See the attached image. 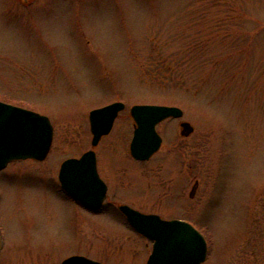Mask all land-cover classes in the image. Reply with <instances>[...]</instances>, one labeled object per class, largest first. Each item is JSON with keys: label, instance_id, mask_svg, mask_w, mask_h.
Masks as SVG:
<instances>
[{"label": "rangeland", "instance_id": "374dc122", "mask_svg": "<svg viewBox=\"0 0 264 264\" xmlns=\"http://www.w3.org/2000/svg\"><path fill=\"white\" fill-rule=\"evenodd\" d=\"M152 3L113 0L93 14L88 0H0V101L45 115L53 127L44 161L0 171V264H57L83 250L84 234L87 244H132L86 233L84 212L54 192L60 164L90 149L89 111L116 101L125 110L105 148L130 126L132 105L176 106L183 115L158 125L162 144L150 160L117 158L135 172L108 196L190 223L207 242L202 264H264V0ZM50 14L65 28L75 24L70 44L51 47L61 37L48 26ZM180 121L194 128L184 141ZM115 167L102 153L101 173L111 177ZM144 245L137 239L134 264L145 263L151 244Z\"/></svg>", "mask_w": 264, "mask_h": 264}, {"label": "water", "instance_id": "95a60500", "mask_svg": "<svg viewBox=\"0 0 264 264\" xmlns=\"http://www.w3.org/2000/svg\"><path fill=\"white\" fill-rule=\"evenodd\" d=\"M123 103L113 102L93 109L88 114L91 145L96 146L102 136L109 133ZM130 115L135 128L129 146L135 160H148L158 151L161 137L156 125L167 118H180L182 110L176 106L133 105ZM180 135L193 132L190 123L180 124ZM53 128L47 116L0 102V170L11 161H42L51 146ZM61 188L74 199L90 207H98L106 194V186L96 171L93 151L79 158L63 161L58 172ZM195 182L189 193L194 197ZM119 210L136 232L152 241V250L146 264H202L207 256V243L203 235L191 224L182 220H163L154 214H142L120 205ZM62 264H99L82 256H72Z\"/></svg>", "mask_w": 264, "mask_h": 264}, {"label": "flooded vegetation", "instance_id": "af4514ba", "mask_svg": "<svg viewBox=\"0 0 264 264\" xmlns=\"http://www.w3.org/2000/svg\"><path fill=\"white\" fill-rule=\"evenodd\" d=\"M15 1H18L20 4L27 6V3H29L33 0H27V1L15 0ZM124 110H125V104H124V108L120 112H118L116 118L114 119L109 133L105 136H102L96 146H93V147L91 146L92 136L90 133V136H91V138L89 140L90 149H87L83 152V153H85L87 151H93L94 152L97 174L106 186V194H105V197L103 198L102 202L100 203V205L98 207H90V206L85 205L84 203L74 199L73 197L69 196L61 188L60 182L58 181L59 169H58L57 174H56L57 187H56L54 192L57 195V197H59L60 200L65 202L67 205L71 204L74 207H77L78 209H80L84 212V214L86 216L85 220L87 221V224H85L86 233H87V231L90 230L96 234L101 233V232H107L108 234H112V235L114 234V235H117L118 237L124 236V239L130 240L132 242V244H128L125 242L119 243V244H111L110 242H107V241H105V242L96 241V242L87 244L86 241L84 242V240L86 239V236H85L86 234H84V235H81V238L84 237V240L79 239V243L81 246H83V250H79L78 248H76L77 251L70 253V255H67L65 257L59 258V261L57 262V264H62V262L64 260H66L72 256H82V257L91 259V260H93L99 264H118V261H117L118 256H124L126 258L125 264H134V262L137 260V258L139 256L138 255V248L136 249L137 239L138 240H141V239L144 240L145 241L144 247L146 246V248H147L148 244H151L150 241H148L145 237H143L142 235L137 233L129 225V223L127 222L126 216L119 210V206L120 205H127L131 209L136 210L138 212H141L143 214H154V215H158V214H156L152 211H144L141 208H139L133 201H128L127 199H123L120 195L118 196L116 194V195L108 196V192L110 191V189L112 190V188L114 187V185H116L118 183V181L122 182V180H126L129 177L128 174H133V172H135V169H131V168L129 169L127 167V165L117 162V158L121 159L120 157H122L124 160H127V161L131 162L132 164L134 163L135 165H138V163L146 162V161L150 160L160 150V148H159L156 153H154L148 160H145V161L135 160L131 156L129 145H130V142L132 140L135 124H134V121L130 115V108L128 110L129 118L131 120L130 126H129V122H127L128 128L126 126L121 128V130H119L118 133L116 135H114V139H113V136L111 138L109 137L110 138V140L108 142L109 146H108V148H105V146H106L105 140L107 139L108 136L113 135V131H114L115 126H116V121L120 118V114ZM179 119H181V117L180 118H167V119L161 121L160 123H158L156 125L155 129L158 127L159 124H161L164 121H167V120H171V121L173 120L174 121V120H179ZM181 122H183V121L178 122V125H177L178 129L177 130H178V136L180 137V141H182V140L184 141V140L188 139L193 134L194 128H193V132L191 133L190 136L183 137L180 135V129H181L180 124H181ZM89 132H90V129H89ZM122 133L126 134L125 140H124L125 135H123ZM119 135L124 136V137H121L122 141H123L122 151H121V153H123L122 155H118L117 151L115 150L117 147V143H118L116 141L117 140L116 138ZM128 137H129V139H128ZM161 144H162V138H161ZM98 145L100 148L96 152L95 148ZM160 147H161V145H160ZM83 153H81L77 157H71V158H79ZM102 153H109L111 156V159H112V163H114V165L116 166L114 170H112V171L110 170L109 175L111 177L106 176L103 173H101V169L99 168V160H101ZM47 155H46V157H47ZM46 157H45V159H46ZM45 159H43L42 161H44ZM182 160H183V163L186 161V157L184 155H182ZM31 161H35V160H31ZM42 161H35V162H42ZM12 162H14V161L9 162L7 164V166ZM15 162H17V161H15ZM166 162H168V161H166ZM195 194H196V191H195ZM195 194H194V196H195ZM188 196H189V194H188ZM122 202H124V203H122ZM158 216H160V215H158ZM90 223H93V224L96 223V225L93 227V226H91ZM124 233H126V234H124ZM110 240L111 239H109L108 241H110ZM3 246L4 245L2 243V237H1V232H0V252L2 251ZM93 251H96V252H93ZM148 251L150 254L151 248H150V250L146 249L147 258L149 256ZM93 253H96V254H93ZM40 258L42 260V257H40ZM147 258H146V260H147ZM144 259H145V256L143 257V261H144ZM146 260H145V262H146ZM141 262H142V260H141ZM45 264H55V263L54 262H47Z\"/></svg>", "mask_w": 264, "mask_h": 264}, {"label": "snow or ice", "instance_id": "6c2138e0", "mask_svg": "<svg viewBox=\"0 0 264 264\" xmlns=\"http://www.w3.org/2000/svg\"><path fill=\"white\" fill-rule=\"evenodd\" d=\"M131 3L138 7H153L152 0H131ZM113 6V0H88V7L93 12V14H101ZM48 26L53 32L58 33L61 37V39L57 40L51 45V47L55 48L57 44H70L72 42L75 32V24L69 28H65L63 25L57 22L53 15L50 14Z\"/></svg>", "mask_w": 264, "mask_h": 264}]
</instances>
